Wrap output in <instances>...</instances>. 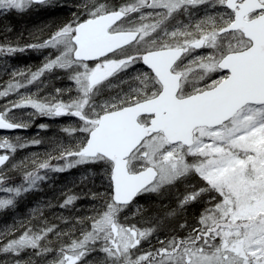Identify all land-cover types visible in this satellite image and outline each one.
I'll list each match as a JSON object with an SVG mask.
<instances>
[{"label":"rangeland","instance_id":"obj_1","mask_svg":"<svg viewBox=\"0 0 264 264\" xmlns=\"http://www.w3.org/2000/svg\"><path fill=\"white\" fill-rule=\"evenodd\" d=\"M225 1L139 0L128 12L124 11L123 18L112 27V31L139 30V39L127 48L93 62L73 59L75 26L70 23L54 34L47 28L31 35L30 40L27 36L22 46L19 39L14 41L16 45L0 44V58H4L1 64L7 65L6 71H0V78L6 80L12 75L15 81L13 84L6 80L10 88H1L0 107L5 106V116L9 120L19 121L21 116L31 113L24 107L30 103L25 100L30 95L32 104H37L39 110H48L50 117L47 118L51 124L79 123L78 128L68 126L59 132L78 145L83 140L86 142L89 131L97 125L102 113L144 100V87L152 86L151 73L141 65V54L147 51L185 47L186 53L175 69L191 75L197 86L207 80L219 82L223 74L217 63L243 43L237 33L220 32L225 22L232 19ZM2 2L19 10H34L37 14L27 15L33 20L41 17L40 11L50 12L67 2H77V6L88 4L97 10L102 7L98 0ZM200 41L202 44H197ZM16 98H20V103L8 107ZM39 113L34 111L35 116ZM141 121L147 123L148 118ZM42 132L54 140L56 131L53 127L45 125ZM0 144L5 149L16 143L3 139ZM79 153L80 157L71 155L67 159V169L75 170L66 174V179L73 180L78 176L75 171L89 164L99 166L103 163L100 158H88ZM18 162L16 159L0 169L1 205L10 204L13 192L20 190V187L4 186L5 177ZM129 163L133 171L148 165L158 169L159 176L146 189L147 193L155 190L154 186L180 184L179 189H174L187 194L181 195L183 199L201 200L206 204L200 215L203 227L227 236V242L232 241L228 245L232 246L228 249L230 255L195 254L191 259L188 257V261L168 258L162 264H264V104L247 105L221 126L197 129L194 144L189 147L169 143L162 133L150 134ZM60 164L51 166L53 176L55 172L61 175L65 172L62 169L64 163ZM189 182L196 184L193 190L184 187ZM139 201L137 198L128 205L105 202L99 212L93 214V226L83 232L85 240L82 242L130 241L131 231L124 229L118 221L126 223L133 219L141 210ZM61 209L57 207L54 211ZM237 222H241V226ZM239 226L243 230L236 228ZM114 246L110 244L100 254L87 249L79 255H73L75 252L65 254L52 264H122L115 255L122 251L115 252ZM135 263L131 255H126L125 264Z\"/></svg>","mask_w":264,"mask_h":264},{"label":"trees","instance_id":"obj_2","mask_svg":"<svg viewBox=\"0 0 264 264\" xmlns=\"http://www.w3.org/2000/svg\"><path fill=\"white\" fill-rule=\"evenodd\" d=\"M98 1L102 6L100 10L91 9L84 3L77 6V2H67V5L58 6L50 12L40 11V14L43 13L41 17L37 15L33 20L27 15L37 14L34 10L8 7L0 0V44L16 45L14 41L19 39L22 46L27 36L30 40L31 35L42 33L44 29L51 28L54 34L67 23L76 26L86 18L109 10L128 12L132 4L139 3V0ZM2 60L4 58H0L1 72L7 70V65L1 64ZM9 76L6 80L14 84L12 75ZM6 80L0 78V91L4 87L10 88ZM25 100L30 103L24 107L31 113L16 121L22 128L0 132L1 141L16 143L14 147H0V152L10 154L8 164L19 160L17 167L5 177L4 186L20 187L18 192H13L10 204H0V264H52L65 254L75 252L73 255H79L86 249L104 253L110 244H119L114 249L115 252L122 251V254H115L122 264H125L126 255H131L132 260H136L135 264H162L168 258L188 261V257L191 259L195 254L230 255L228 249L232 246L228 245L232 241L227 242V236L210 231L201 223L200 215L206 204L201 200L183 199L181 195L186 193L178 190V183L154 186L155 190L141 193L138 197L140 212L126 223L118 221L124 229L126 227L131 231L130 241L82 242L85 240L83 232L93 226V214L99 212L105 202L114 203L112 164L105 157L97 156L103 162L99 166L89 164L75 171L78 176L73 180L66 179V174L75 170L67 169V159L71 155L81 156L79 152L85 140L76 145L72 138L59 132L68 126L78 128L79 123L64 121L51 124L47 118L50 117L48 110H39L37 104H32L30 95ZM16 103H20V98L7 106ZM4 109L5 106L0 107V111L5 113ZM34 111L40 113L35 116ZM45 125L56 131L54 140L51 136L49 139L45 137L42 132ZM60 163H64L62 169L65 172L62 175L55 172L53 176L51 166ZM64 175L65 178H62ZM184 187L193 190L196 184L189 182ZM55 188H65L66 191L57 193L53 191ZM57 207L62 209L54 211ZM237 224L241 226L242 223ZM240 226L236 228L243 230Z\"/></svg>","mask_w":264,"mask_h":264},{"label":"water","instance_id":"obj_3","mask_svg":"<svg viewBox=\"0 0 264 264\" xmlns=\"http://www.w3.org/2000/svg\"><path fill=\"white\" fill-rule=\"evenodd\" d=\"M47 1L50 0H35L36 3ZM237 2L226 0L225 5L235 10V14L233 21L220 32L241 29L253 44L244 51L229 52L219 61V67L230 72L227 79L211 90L179 98L181 75L172 68L182 57L184 48L147 51L142 62L159 78L162 92L155 98L102 113L97 125L90 130L80 152L88 158L100 155L110 160L112 198L116 204H131L159 176L153 165L137 171L129 166V158L149 134L162 132L169 143L189 147L194 144L196 128L221 126L247 104H264V14L252 21L244 20L245 15L263 8L264 4L246 0L244 8L238 10ZM122 18V11L110 10L80 21L73 37V58L94 61L137 41L139 30L111 31ZM143 116L151 119L142 123ZM21 128V124L7 119L0 111V130ZM9 161L10 154H0V169Z\"/></svg>","mask_w":264,"mask_h":264},{"label":"flooded vegetation","instance_id":"obj_4","mask_svg":"<svg viewBox=\"0 0 264 264\" xmlns=\"http://www.w3.org/2000/svg\"><path fill=\"white\" fill-rule=\"evenodd\" d=\"M258 1H260L262 4H264V0H258ZM245 2H246V0H238V2L236 4V9H238V10L243 9ZM226 9L232 14V19L231 20H227L225 22L224 26H228L233 21L234 14H235V10H233V9L227 7V6H226ZM263 14H264V7L261 8V9H256L254 11H251L250 13H248L247 15L244 16V20L245 21H252V20L260 17ZM123 15H124V12H123ZM111 31H112V27H111ZM224 33H237L243 39L242 46L238 50H235V51H244V50L250 48L252 46V44H253L252 40L250 38L246 37L244 31L241 30V29L232 30V31H226ZM140 34H141V31H140ZM134 43L135 42L127 45L125 48H127L128 46L133 45ZM183 48H184L183 55H185L186 48L185 47H183ZM122 49H124V48H122ZM154 50H156V49H154ZM142 56H143V54H141V59H142ZM182 58L183 57H181L175 63V65L172 68V71L174 73H179L181 75V77L179 79V89H178V92H177V96L179 98H184V97H188V96L194 95L196 93H201V92H204V91H207V90H211L214 87H216L220 82H222L223 80H225V79H227L229 77V74H230L229 70L225 69V68H222V67H219V62H218L217 66L220 69V72L223 74V79H221L219 82H215V83H213V80H207V81H204V83H202L199 86H197L195 80L191 77V75H185V73L182 70L175 69L176 68L175 66L180 62V60ZM78 62H85V61H78ZM141 65H143L145 68H147V70L152 75V77H151L152 86H145L144 87L143 94H142L143 97H144L143 99L145 100V99L155 98L162 92L163 84L161 83L159 78L152 72V70L149 69L146 65L143 64V62H142ZM247 105H249V104H247ZM144 118H148V122L151 119L150 117H142L141 120H143ZM226 123H224V124H226ZM199 128H202V127H199ZM199 128H196V130L199 129ZM206 128H215V127H206ZM196 130H195V132H196ZM53 191H55V192L59 191V193H61V192H65L66 189L65 188L64 189L63 188H55V189H53Z\"/></svg>","mask_w":264,"mask_h":264},{"label":"bare ground","instance_id":"obj_5","mask_svg":"<svg viewBox=\"0 0 264 264\" xmlns=\"http://www.w3.org/2000/svg\"><path fill=\"white\" fill-rule=\"evenodd\" d=\"M15 59V58H14ZM2 130H0V132H1ZM87 140V139H86Z\"/></svg>","mask_w":264,"mask_h":264}]
</instances>
